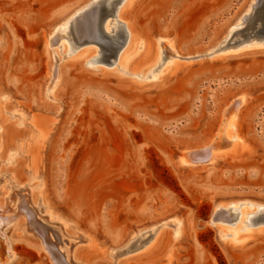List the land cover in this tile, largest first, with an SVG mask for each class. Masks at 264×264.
I'll use <instances>...</instances> for the list:
<instances>
[{
  "label": "rangeland",
  "instance_id": "1",
  "mask_svg": "<svg viewBox=\"0 0 264 264\" xmlns=\"http://www.w3.org/2000/svg\"><path fill=\"white\" fill-rule=\"evenodd\" d=\"M88 2L0 0V32L4 31L8 42L0 56V94L11 91L14 104L34 117L35 126L28 127V133L35 127L47 132L53 129L45 157L52 202L81 230L114 248L113 262L133 250L135 243L128 249L125 244L138 228L155 229L178 215L189 227L188 239L178 251V257L187 259L184 264H264V236L242 249L223 240L238 225L245 231L264 228L263 220L254 221L264 215V35L256 21V0H138L124 20L145 36H172L174 43L168 50L175 48L180 56L192 58L172 59L169 56L174 51L159 50L158 60L148 61L137 71L140 77L122 75L116 62L126 36L117 53L103 62L99 61L103 56L99 45L75 43L68 22L54 32L58 22ZM122 2L112 4L99 27L114 38L118 30L126 32V23L117 18ZM245 14L250 18L243 23L240 19ZM234 28L212 56L197 57ZM53 34L57 43L49 45ZM168 60L177 61L180 68L160 85L153 77ZM67 61L71 62L66 65L68 79L59 94L64 114L51 127L53 111L62 105L46 99L43 86L50 64ZM242 93L252 96L239 130L250 142L252 154L232 160L233 155L226 152L214 167L178 168L174 153L207 146L218 135L215 129L222 108ZM11 110L5 123L8 144L24 132L15 127L20 118ZM14 160L13 152L5 153L0 182L9 180ZM17 186L8 188L13 192L8 203L15 209L11 215L27 226V236L14 233V226L0 230V264H53L50 253L41 247L43 239L31 232L29 217L21 212L19 203L28 201L32 180L23 175ZM246 198L262 204L236 205L230 219L236 220L242 211L239 222L211 223L220 200ZM27 206L31 214L67 239L76 242L83 237L59 219L48 217L42 206ZM218 227L225 230L221 236ZM46 243L56 253L52 242L47 239ZM165 245L152 258L147 255L134 262L163 264ZM119 248L127 251L118 254ZM100 256L86 250L80 261L108 262Z\"/></svg>",
  "mask_w": 264,
  "mask_h": 264
},
{
  "label": "bare ground",
  "instance_id": "2",
  "mask_svg": "<svg viewBox=\"0 0 264 264\" xmlns=\"http://www.w3.org/2000/svg\"><path fill=\"white\" fill-rule=\"evenodd\" d=\"M89 1L90 2L86 3L84 6L74 10L68 17L58 22L53 27V30L55 33L59 32L63 24L68 22V24H70L72 27L75 43L83 44L87 42L99 45L101 48V53H103V56L99 61L103 62H108L109 59L117 53V49L121 46L122 38L126 36V43L121 48L116 60V62L119 61L120 63V72L122 75L137 77V74L140 73L137 71L145 64L149 63L148 61L153 63L155 60H158L157 58H159V50L162 52L168 51L167 53H171L170 50L174 52L176 51L175 48L168 50V47L174 43L171 42L172 40L174 41L172 36L169 38H163L159 35L145 36L134 28L132 22H127L124 20V14L132 9L138 0H123V2L120 4L117 12V18L119 20H123L126 23V32L123 33L122 30H118L115 33V38L101 32L99 27L102 19L110 12V7L117 0ZM254 6L256 10H259V16L256 19V21H259L261 24V29L259 28V32H261V34L263 33L264 35V0H256ZM249 18V15L245 14L241 17L240 21H243L244 23L247 22ZM252 26H254V24H252ZM235 29L236 28L228 29L213 48L204 51V54L202 55L198 54L197 57L200 59L201 57L204 58L206 56H212L213 53L218 50L219 42L222 41L221 44L226 42ZM55 38V34L50 36L48 40L49 45L57 43V39ZM7 43V37L2 30L0 32V56L7 49ZM46 46L48 47V44ZM169 58H179L184 59L185 61L192 59L189 57L180 56L178 52L170 55ZM74 60L75 58H73L71 62ZM71 62L67 61L65 64L59 62L57 66L51 63L46 82L43 86V95L45 98H50L51 102H59L62 105L61 107L54 109V119L52 121L51 127L56 124L57 119L61 117V114H64L62 113L63 102L59 100V94H61L60 92L66 83V65H69ZM179 68L180 65L177 61L168 60L164 64L161 71L153 78L157 81L156 83L163 85L174 77L176 71H178ZM112 74L115 75L117 72ZM146 74L147 73L142 74L143 79H146ZM140 75L141 74L138 76L140 77ZM251 97L252 96L249 93H242L240 96L238 95L233 97L235 98L234 101H232L233 98L230 99L220 112L219 122L215 129V132H218L217 137L214 134L210 143L204 148H201L200 151H198L199 149H186L180 153L173 152L176 166L184 170L193 169L195 167H214L218 165L219 162L224 160L223 153L226 152H229L233 155L232 160H240L245 155L250 156L252 154L250 142L244 137L243 134L240 133L239 130L241 128V123L243 122L245 111H247V108L252 101ZM13 99L14 97L11 94V91H5L0 94V160H4L5 153L7 154L13 152L15 156V160L11 164L12 168H10L11 170L9 171V180L0 182L1 231H4V229L8 227L14 226V233L24 235L26 232L24 227L27 226L21 223L22 220L15 219L16 217L13 214L11 215V213L15 212V209L14 206L12 207L8 203V201L10 200L13 192L11 190L7 191L12 184L15 185V187H20L17 185L24 175L30 177L32 180V186L27 192L28 201L23 199L21 203H19L22 209L21 212L23 215L25 214L29 217L28 225L31 229V232L33 233L36 231L43 239L41 247L44 251L50 253L53 264H70V262L82 264L80 260L86 250H88V252L90 250H92V252H98L101 255L100 257L108 259V262L103 264H130L134 261L138 262L137 260H142V257L144 256L146 258L147 255H151L152 258L153 254L155 256L156 252H160L164 243H166V245L164 246L165 248L162 257L163 264H184L187 261L186 257H178V251L181 249L180 247L182 244L188 239L189 227L187 226L186 220L177 215L173 216L172 218H168L170 221H165V223L162 225L160 224L159 227L157 226L158 228L149 230H140V228H138V233H136V231L132 233L133 239L130 238L132 239L130 241L128 239L129 243L125 242V245H127L126 249L135 243L133 250H131V252H127L126 254H122L121 256H117V261L115 260L116 262H113L111 257L113 255V251H115L114 248L112 249V247L107 246L108 243L106 244L104 241H102L103 239L100 240L96 235H94V233L92 234L89 233V231L86 232L81 230L80 226L75 220L61 212L57 205L52 202L47 190L45 157L47 149L51 143V132L53 129H50V131L47 132L41 128L35 127V131L28 133V127L35 126V119L33 116H30V112H27V110L24 109L22 110L19 108V106H17V104H14L12 101ZM9 110L18 114V118L20 119L14 125L24 132L21 137L12 138V142L8 144L5 123L7 121L6 115L8 114ZM5 166L6 165H4V161L1 162L0 170L5 169ZM21 173L23 174L22 176ZM29 203L35 207L42 206L43 211H46L48 217L52 216L57 220L59 219L60 223H63L65 226L74 229L76 232H81L83 237L74 242L62 236L61 232L55 227L44 222L43 220L41 222V219H38L35 215L31 214V210L27 208ZM238 204H241V206H258L262 203L247 198L231 201L220 200V202L215 205L217 210L214 211L211 223L231 224L235 221L239 222L240 217L243 218L244 216L242 211L236 214V220L230 219L231 212H234L233 209ZM255 220L264 221V215L255 218L254 221ZM170 223H173V226L167 225ZM149 226H153L154 228V225ZM244 231L245 230L240 229L238 225L236 226L234 232L231 235L224 236L223 240L226 239L225 243L232 248L242 249V247H246L248 244H250L253 239L264 236V228ZM217 232L221 236L222 232L225 233V230L218 227ZM47 239L52 242V247L56 250V253L47 246ZM64 241L66 244H64ZM71 243L73 244L69 250L67 247L70 246ZM63 245L65 246L63 247ZM60 246L61 248L63 247L62 251ZM110 248L112 249L111 251ZM126 249L122 248L118 250V254L121 252L125 253V251H127Z\"/></svg>",
  "mask_w": 264,
  "mask_h": 264
},
{
  "label": "water",
  "instance_id": "3",
  "mask_svg": "<svg viewBox=\"0 0 264 264\" xmlns=\"http://www.w3.org/2000/svg\"><path fill=\"white\" fill-rule=\"evenodd\" d=\"M263 34V33H262Z\"/></svg>",
  "mask_w": 264,
  "mask_h": 264
}]
</instances>
